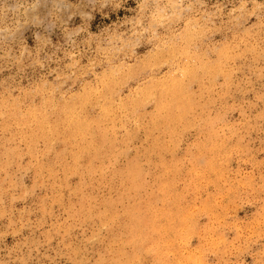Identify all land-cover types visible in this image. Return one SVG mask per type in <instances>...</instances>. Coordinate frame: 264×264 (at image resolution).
<instances>
[{
    "label": "rangeland",
    "instance_id": "obj_1",
    "mask_svg": "<svg viewBox=\"0 0 264 264\" xmlns=\"http://www.w3.org/2000/svg\"><path fill=\"white\" fill-rule=\"evenodd\" d=\"M0 264H264V0H0Z\"/></svg>",
    "mask_w": 264,
    "mask_h": 264
},
{
    "label": "bare ground",
    "instance_id": "obj_2",
    "mask_svg": "<svg viewBox=\"0 0 264 264\" xmlns=\"http://www.w3.org/2000/svg\"><path fill=\"white\" fill-rule=\"evenodd\" d=\"M70 113V112H69ZM65 116V118L66 119H68V121H69V127L71 128V130H72V132L74 133V132H81V127L80 126H82L81 124H79L80 122L79 121H81V119L79 120V118L78 117H75V116H73V113H70V114H64ZM74 118H77L76 120H79V121H75L74 120ZM79 122V123H78ZM128 173H129V171H128ZM132 174V173H131ZM141 218V217H140ZM141 220V219H140ZM143 220V219H142ZM221 239V238H220Z\"/></svg>",
    "mask_w": 264,
    "mask_h": 264
}]
</instances>
